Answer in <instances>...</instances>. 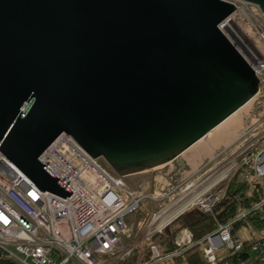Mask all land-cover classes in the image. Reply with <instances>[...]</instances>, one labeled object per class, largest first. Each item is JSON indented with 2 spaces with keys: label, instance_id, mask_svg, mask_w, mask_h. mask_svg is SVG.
<instances>
[{
  "label": "water",
  "instance_id": "water-1",
  "mask_svg": "<svg viewBox=\"0 0 264 264\" xmlns=\"http://www.w3.org/2000/svg\"><path fill=\"white\" fill-rule=\"evenodd\" d=\"M255 5L264 0H236ZM227 0H0V151L43 192L62 134L121 177L179 158L256 97Z\"/></svg>",
  "mask_w": 264,
  "mask_h": 264
},
{
  "label": "built area",
  "instance_id": "built-area-1",
  "mask_svg": "<svg viewBox=\"0 0 264 264\" xmlns=\"http://www.w3.org/2000/svg\"><path fill=\"white\" fill-rule=\"evenodd\" d=\"M245 4L253 20L241 30L256 37L263 52L234 30L237 6L219 29L255 72L260 82L256 97H263L264 15L257 6ZM240 14L245 16L243 11ZM39 161L72 193L63 198L43 192L0 151V264L178 263L194 248L204 264H264V238L245 240L235 231L236 223L252 218L259 206L239 210L197 242L192 232L184 229L175 239V249L167 252L153 237L196 205L201 213L211 214L225 191L222 195L210 192L175 216L171 207L153 215L149 231L135 241L131 240L134 232L128 220L148 195L133 190L126 177L119 176L104 159L91 158L67 134L59 136Z\"/></svg>",
  "mask_w": 264,
  "mask_h": 264
},
{
  "label": "rangeland",
  "instance_id": "rangeland-1",
  "mask_svg": "<svg viewBox=\"0 0 264 264\" xmlns=\"http://www.w3.org/2000/svg\"><path fill=\"white\" fill-rule=\"evenodd\" d=\"M227 1L234 2L238 7V12L235 16L236 21L233 23L234 30L242 35L250 45L263 52V47L257 38L247 36L241 30L248 20H253L249 6L241 1ZM240 11H243L244 17H242ZM240 115L242 119L244 118L243 121L245 122L240 138L228 149H221L214 160L205 161L196 173L190 175L191 168L185 157L181 155L167 165L125 178L127 184L133 190L143 192L149 196V199H146L141 205V208L128 220V225L134 232L131 240L139 241L149 231L153 215H158L161 211L163 212L166 208H170L171 205L177 203L186 194L185 190L187 186L195 182L198 178H206L212 172V168H220V166L223 167L226 164L231 166L235 163L229 176L210 193L211 195H222L228 185L234 180L233 176L236 172H240V174L233 181L232 190H236L244 182L253 183V181H257L264 186V175L260 176L261 173L259 171V160L264 154V96L256 97L248 106L247 110L241 112ZM99 162L102 165L104 164L103 161ZM188 198L185 197L186 200ZM198 210V206L196 205L184 211L189 215H184L175 225H169V228H172L168 232H172L182 224H186L191 216L194 219L198 218ZM139 222H143L142 226L139 225ZM155 226L156 224L151 229ZM237 233L245 240H255L262 237L261 231L253 230L250 226H242ZM154 242L165 249L159 239L154 240ZM143 248L145 249L146 247L143 246ZM161 264L178 263L170 260L164 261Z\"/></svg>",
  "mask_w": 264,
  "mask_h": 264
},
{
  "label": "trees",
  "instance_id": "trees-1",
  "mask_svg": "<svg viewBox=\"0 0 264 264\" xmlns=\"http://www.w3.org/2000/svg\"><path fill=\"white\" fill-rule=\"evenodd\" d=\"M238 174L240 172L235 173L234 180ZM233 181L228 185L224 195L215 203L211 214H203L198 210V218L194 219L191 216L186 224H182L172 232H168L172 228L168 226L169 229L166 228L162 234L155 235L153 241L159 239L165 250L172 252L175 249V239L182 230L189 229L193 234L194 241L197 242L214 231L218 223H226L239 210H250L255 206H259L256 214L252 218L237 222L235 231L237 232L242 226H250L253 230L261 231V236L264 238V186L257 181L244 182L236 190H232ZM184 215L189 214H182L170 225H175ZM178 264H204V262L201 260L198 248H194L185 252Z\"/></svg>",
  "mask_w": 264,
  "mask_h": 264
},
{
  "label": "bare ground",
  "instance_id": "bare-ground-1",
  "mask_svg": "<svg viewBox=\"0 0 264 264\" xmlns=\"http://www.w3.org/2000/svg\"><path fill=\"white\" fill-rule=\"evenodd\" d=\"M254 99L182 154L191 168V172H189L190 175L196 173L205 161L214 160L221 149H228L240 138V134L244 129L245 124L243 121L244 118L242 119L240 114L247 110L248 106ZM233 166H235V163L231 166L226 164L223 165V167L220 166V168H212V172L207 175L206 178L204 177L205 179L198 178L195 182L188 185L185 190L186 194H184L177 203L171 205L170 211L174 210L171 215L175 216L179 214L186 210L188 206L212 192L224 180H226L229 173L232 171ZM259 171L261 173L260 176H263L264 154L259 160ZM185 197L189 198L186 200ZM160 213H162V211Z\"/></svg>",
  "mask_w": 264,
  "mask_h": 264
}]
</instances>
